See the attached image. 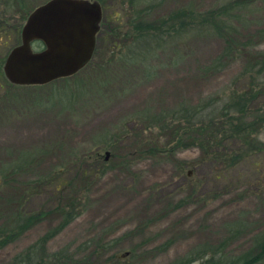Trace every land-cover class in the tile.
Returning a JSON list of instances; mask_svg holds the SVG:
<instances>
[{
    "label": "rangeland",
    "instance_id": "obj_1",
    "mask_svg": "<svg viewBox=\"0 0 264 264\" xmlns=\"http://www.w3.org/2000/svg\"><path fill=\"white\" fill-rule=\"evenodd\" d=\"M46 1L0 0V226H10L18 214L46 213L0 248V264H15L35 245L50 255L47 261L66 255L86 258L83 264H214L250 250L264 234V150L249 152L226 171L204 160L207 144L191 146L195 133L185 148L173 145L184 128L222 113L237 91L252 87L246 69L258 55L264 60V0H249V10L240 9L244 20L233 19L235 37L247 47L218 70L206 68L226 41L205 34L178 38L142 68L141 50L128 46L135 35L128 26L131 11L112 1L102 5L98 51L76 76L12 84L5 60L20 43L28 14ZM226 1L138 0L136 10L157 21L177 9L207 11ZM111 24L125 32L117 43L108 40ZM261 88L254 112L264 106V83ZM145 112H164V122L147 126ZM256 138L263 142L264 130ZM238 142L224 146L229 156L241 151ZM142 143L166 151L155 147L145 154ZM78 187L80 215L41 241L62 223L55 208Z\"/></svg>",
    "mask_w": 264,
    "mask_h": 264
},
{
    "label": "trees",
    "instance_id": "obj_2",
    "mask_svg": "<svg viewBox=\"0 0 264 264\" xmlns=\"http://www.w3.org/2000/svg\"><path fill=\"white\" fill-rule=\"evenodd\" d=\"M97 1L103 6H106L108 3L110 4L112 1H119L124 5H128L131 11L129 14L128 26L135 34L133 42H131L128 46L131 45V47L134 46L139 49V51L141 50L140 55H143V58L139 59L142 61L139 64H141L140 66L142 68L146 67L148 57L155 55L159 49H164L167 46L172 45L173 41L178 38L191 34L213 35L223 38L226 41L227 47H225V50L219 56V59L212 65L210 64L206 70L220 69L229 59L232 60L240 56L242 52L246 50L245 47H247L246 42L239 43L237 41V38L235 37L237 29L233 25V19H237L239 21L244 20L240 15V9H247L248 11V6L250 5L249 0H227L223 3V6L218 9H210L207 11H199L191 7H185L173 11L170 14L161 17L157 21L143 18V14H145L146 11L139 9L136 10L138 0ZM108 18L111 19L109 15ZM106 32L109 35L108 40L110 43H117L120 34H125V32L120 33L118 30L114 29L112 24ZM101 33L103 34V32L100 31L98 37L102 35ZM98 47L97 43L94 56L98 51ZM137 53L138 52H136V54L134 53V55H137ZM92 59L89 63L92 62ZM134 61L137 62L138 59L134 57L130 63L134 64ZM263 61V57L258 55L255 59H253V63L251 61V67L246 69L247 73L249 72L250 74L252 87L242 92L237 91L235 95L232 96L230 105L224 106L222 113L211 115V119L207 117L202 118L200 122L189 123V129L184 128L183 134H181L178 139H175L176 144L173 145L174 150H178L181 147L185 148L183 146L187 144L186 137H188L191 133H195L197 137H194L195 140L192 141L191 146L199 145L203 147L204 143L207 144L206 146L208 148L206 154H204V160L209 162L213 160L216 163L222 164L223 167L225 165L226 171H228L229 168L238 165L249 152L264 150V141H257L256 138V135H259L264 130V106L260 107L256 110V112L252 110V104L260 99V95H263L261 87L264 82L260 80L262 77H259L260 72L263 70L261 65ZM257 66H259L258 70ZM77 74L73 76H76ZM73 76L61 79H69ZM201 112L202 110H200V113ZM149 114L150 113L145 112L144 116L141 117V120H143L144 123L146 122L147 126L152 125L150 120H153L155 122L154 124L157 122H164V112L158 115ZM178 130L179 128L175 129L174 132L178 133ZM229 141L231 143L238 142L240 144L241 151H239L237 155L234 154L229 156L227 153L229 148H224ZM142 144L144 147H147L144 151L145 154H150L151 151L155 152V149H153L155 147L156 150L161 153L166 151V147H148L147 143ZM221 148L223 150H221ZM169 149L170 148L167 150ZM174 150L172 149L171 154ZM224 150L227 151L221 152ZM214 176L218 179L221 177V174H216ZM72 191L74 192L72 195L73 197L65 199L66 201L57 205L55 208V212L63 218L62 223H60L58 227L49 230L45 236H43L41 241H44L46 238H50L63 230L66 224L78 217L82 212V209H80L82 203L78 198L82 189L78 187L75 190L72 189ZM194 194L196 193H193V195ZM180 204L181 203H179V205ZM45 214L46 213L43 211L31 213L28 216H21L18 214L14 221H8L11 224L10 226H0V248L17 239L29 228V226L40 221ZM107 245L109 244H97V248L100 246L102 248H106ZM252 246L253 247L250 250L242 253L236 259L228 258L226 261H223L224 259L220 258L214 264H262L264 262V234L256 236ZM36 247L37 245L33 246L27 253L17 258L15 264H83L86 262V258L75 260L66 255H63L61 258L53 255V258L47 261L45 258H50V255L46 256V252L43 250L44 247L41 246L43 248H40V252L38 247ZM36 253H38V256ZM205 253L206 251L204 250L200 251L199 258H201V256ZM36 257H39V259Z\"/></svg>",
    "mask_w": 264,
    "mask_h": 264
},
{
    "label": "water",
    "instance_id": "obj_3",
    "mask_svg": "<svg viewBox=\"0 0 264 264\" xmlns=\"http://www.w3.org/2000/svg\"><path fill=\"white\" fill-rule=\"evenodd\" d=\"M102 18L96 0H48L37 6L24 24L21 43L5 60L6 78L15 85H43L77 74L93 58ZM34 42L44 48L35 50Z\"/></svg>",
    "mask_w": 264,
    "mask_h": 264
},
{
    "label": "flooded vegetation",
    "instance_id": "obj_4",
    "mask_svg": "<svg viewBox=\"0 0 264 264\" xmlns=\"http://www.w3.org/2000/svg\"><path fill=\"white\" fill-rule=\"evenodd\" d=\"M33 10H34V9H33ZM33 10H32V11H33ZM32 11H31V12H32ZM102 11H103V8H102ZM31 12H30V13H31ZM30 13L28 14V16L30 15ZM28 16L26 17V20H27ZM26 20H25V22H26ZM102 20H103V18H102ZM25 22H24V24H25ZM24 24L20 27V29H21V36H20V38H21V39H22V30H23ZM101 30H102V21H101V24H100V30H99V32H100ZM99 32L97 33V36H96V45H97V38H98ZM20 43H21V40H20ZM20 43H19V44H20ZM19 44H17V45H19ZM36 44H37V46H36L37 48L35 49V45H36ZM17 45H15V46H17ZM32 45H33V48H34L35 50H41V49L44 48V45H43L41 42H34ZM15 46H14V47H15ZM14 47H12L11 50H12ZM95 49H96V48H95ZM11 50H10V52H11ZM10 52H9V53H10ZM94 53H95V52H94ZM93 56H94V55H93ZM87 65H88V64H87Z\"/></svg>",
    "mask_w": 264,
    "mask_h": 264
}]
</instances>
